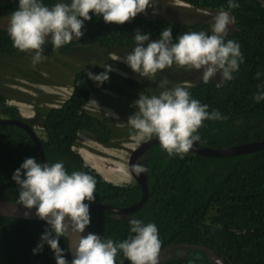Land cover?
<instances>
[{"label": "trees", "instance_id": "16d2710c", "mask_svg": "<svg viewBox=\"0 0 264 264\" xmlns=\"http://www.w3.org/2000/svg\"><path fill=\"white\" fill-rule=\"evenodd\" d=\"M181 1L208 11L224 10L234 16L235 29L228 32L225 39L238 41L243 55V62L232 80L222 79L219 85L213 80L204 83L200 78L188 86L194 98L209 106L208 111L216 109L226 117L205 120L198 129L201 139L195 144L224 147L264 138V99H254V94L264 91L258 88L264 85L263 1L237 0L239 6L235 8H229L227 0ZM54 2L44 0L49 5ZM17 4L18 0H0V18L10 17ZM89 15L91 18L84 21L83 35L78 40L73 39L58 49L52 48L50 41L42 46L44 55L49 58L60 55L70 58L76 52H90L85 66L73 68L68 75H72L68 98L57 106H37L32 117H23L16 105L7 102L15 97L14 93L0 88V117L21 119L39 132L45 161L62 160L69 172L79 170L93 175L96 198L85 202L124 207L140 198V185L136 182L119 185L104 179L74 148L81 134L104 146L119 147L132 131L118 126L110 116L85 108L96 88L94 80L88 76L93 64L90 59L93 55L95 59L105 58L102 52L122 55L126 48L133 47L136 29L148 32L149 39L154 40L164 27H170L175 38L185 31L210 32L211 25L203 20L187 23L139 14L118 24L106 23L91 10ZM0 54L20 58L25 54L31 56L32 52L15 48L7 28L0 27ZM121 79L119 84L138 88L134 78ZM29 156L40 160L30 135L20 126L0 124V198L19 202L18 185L11 177ZM147 156L148 198L130 215L156 224L160 249L173 243L200 244L222 254L226 264H264V149L219 157L203 156L191 150L183 156H169L160 143H155ZM89 213L87 226L91 232L113 240L129 235L128 218L103 209H89ZM47 227L43 220L0 215V264H55L47 243L41 250L32 251ZM58 243L65 249L62 255L70 261L67 236L58 237ZM121 260L122 264H130L118 253L116 264ZM159 264L214 263L202 250L188 248L184 254L178 251Z\"/></svg>", "mask_w": 264, "mask_h": 264}, {"label": "clouds", "instance_id": "9594fccd", "mask_svg": "<svg viewBox=\"0 0 264 264\" xmlns=\"http://www.w3.org/2000/svg\"><path fill=\"white\" fill-rule=\"evenodd\" d=\"M177 1L181 5L191 6L181 0ZM227 3L229 8L239 6L237 0H227ZM155 4V0H55L49 5L44 0H18L17 7L11 11L7 32L15 48L32 52L31 63L35 66L46 58L42 47L46 41H50L52 48L58 49L83 35L84 21L91 18L90 10L92 14L101 16L106 23L122 24ZM213 20L210 32L185 31L175 38L170 27H164L154 40L149 39L148 32L136 29L133 33L134 47L123 56V60L133 72L149 80H155L158 70L173 64L202 69L201 79L204 83L217 72L222 77L217 82L219 85L222 79L232 80L239 64L243 62L239 42L225 39L227 26L235 22V17L221 10ZM119 58L116 56L114 60ZM103 67L105 71L97 74L88 72V76L97 82L107 80L111 66L104 64ZM168 83L167 78H162L158 94L140 92L138 98L131 102L135 105V111L127 117V122L133 132L130 136L135 135L137 144L131 147L127 157L125 166L129 177L124 184L136 182L130 171L136 175L144 173L147 177L145 163L144 166L137 160L129 164V169L127 166L132 150L142 142L155 137L169 156H183L193 148L195 142L200 141L198 129L205 120L226 118L216 109L208 111L209 106L194 98L188 87L181 84L167 87ZM258 88H264V85ZM254 99H264V91L254 94ZM152 145L139 158L143 154L147 158ZM11 178L18 185L17 203L29 209L35 207L38 217L44 219L48 226L32 249L33 253L47 243L53 251L55 264H116L118 253L127 258L130 264H159L161 240L158 228L152 221L144 222L129 213V235L121 240L103 237L95 232L80 235L90 223L89 203L85 201L96 198V179L93 175L79 170L69 172L62 160L41 162L29 156L22 160ZM69 229L78 234L74 243V256L70 261L62 255L65 249L58 243V237L66 235ZM183 244H179L181 246L170 256L178 251L182 255L190 248L182 247Z\"/></svg>", "mask_w": 264, "mask_h": 264}, {"label": "rangeland", "instance_id": "374dc122", "mask_svg": "<svg viewBox=\"0 0 264 264\" xmlns=\"http://www.w3.org/2000/svg\"><path fill=\"white\" fill-rule=\"evenodd\" d=\"M262 1L264 2V0ZM155 3L154 6L146 7L144 12L138 14L147 18L158 17L183 22L203 20L212 25L213 18L218 13L185 6L183 3L181 5L177 0H155ZM9 18H0V27L7 28ZM234 28V23L229 24L227 33ZM133 47L126 48L122 55L102 52L105 58L98 57L95 59L96 57L92 54L93 58L90 61L93 64L89 68L91 73L97 74L105 71L104 64L110 65L111 69L108 71L107 80L103 82L94 80L95 92L85 105V108L92 112L114 118L118 122V126H124L125 128H131L127 122V117L135 111V105L131 102L138 98L140 92L147 95L158 94L161 90L158 85L162 78H167L169 82L167 87L176 84L188 87L202 76V69L198 70L173 64L171 67L158 70L155 80L140 77L123 60V56L131 51ZM89 53L76 52L70 58L61 55L49 58L45 54L46 58L44 60L46 63H37L35 66L31 63V56L28 54L20 58L0 54V68H6L0 70V88L13 92L15 97L8 99L7 102L16 105L21 115L30 117L35 114L34 110L37 106L40 108L57 106L69 95L72 77L68 75L73 68L85 66L84 63ZM116 56H120V58L114 60ZM125 77H132L137 80L138 88L131 89L129 86L119 84L122 81L121 78ZM221 78V75L217 72L210 79L219 83ZM132 133L131 131L129 136L124 138L126 141L120 144L119 147L104 146L87 135L81 134L78 136L74 148L80 153L84 161L105 179L116 184H124L129 177L125 166L127 157L131 147L137 144L135 135L130 136Z\"/></svg>", "mask_w": 264, "mask_h": 264}, {"label": "water", "instance_id": "95a60500", "mask_svg": "<svg viewBox=\"0 0 264 264\" xmlns=\"http://www.w3.org/2000/svg\"><path fill=\"white\" fill-rule=\"evenodd\" d=\"M0 124H14L17 126H20L23 128L31 137L33 140L36 150L39 154L40 161H45V156L43 149L41 147L38 135L35 133L33 128L26 123L25 121L18 119V118H0ZM159 142L155 137L146 140L139 144L136 148H134L128 158L127 166L129 169V164L136 163L139 156L145 152V150L152 144ZM264 149V138L254 140L251 142L243 143V144H237V145H229L224 147H199L196 144L193 145V148L190 149L191 151L203 155V156H231V155H237V154H244L249 153L255 150ZM130 171V170H129ZM131 176L133 179L140 185L141 187V196L137 202H135L132 205L126 206V207H117L112 206L109 204L104 203H89V209H103L111 211L119 216H124L126 218H131L129 213L135 211L136 209L140 208L144 202L147 200L148 197V188L146 183V175L144 173H141L139 175H136L135 173H132L130 171ZM0 215L1 216H10V217H17V218H25V219H33V220H44L38 217V215L35 212V207L29 209L25 206L13 202L10 200L2 199L0 198ZM88 232H91L88 226H85L84 231L80 233V235H86ZM77 233L72 232L71 229H69L67 236L68 241V249L70 254V260L74 256V243L77 238ZM179 244H171L170 246H167L163 249H160L159 252V262L166 260L171 253L175 252V249L177 247H180ZM182 247H190L192 249L199 248L203 250L208 259L213 262L214 264H225L224 258L222 255L217 254L214 249L199 245V244H183ZM232 264V263H231Z\"/></svg>", "mask_w": 264, "mask_h": 264}, {"label": "flooded vegetation", "instance_id": "af4514ba", "mask_svg": "<svg viewBox=\"0 0 264 264\" xmlns=\"http://www.w3.org/2000/svg\"><path fill=\"white\" fill-rule=\"evenodd\" d=\"M146 160H147V158H146V156L143 154V155L138 159V162H139L140 164H142V165L145 166V164H146ZM144 163H145V164H144Z\"/></svg>", "mask_w": 264, "mask_h": 264}]
</instances>
